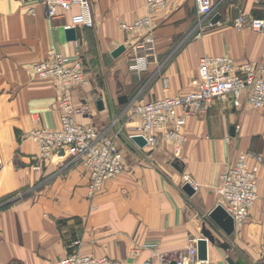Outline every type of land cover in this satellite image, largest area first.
<instances>
[{
  "label": "crops",
  "instance_id": "1",
  "mask_svg": "<svg viewBox=\"0 0 264 264\" xmlns=\"http://www.w3.org/2000/svg\"><path fill=\"white\" fill-rule=\"evenodd\" d=\"M145 2L91 0V25L76 28V40L67 41L65 27L77 8L51 16L41 0H0V264H59L75 252L120 264H162L166 256L171 264L172 255L201 238L203 219L218 205L219 177L241 153L262 157L259 198L242 225L230 236L220 234L227 251L208 245L207 262L228 264L230 257L264 264V108L213 101L207 114L188 119L178 152L163 138L151 149L135 147L125 139L126 124L118 141L124 171L106 180L92 199L80 164L66 156L43 161L28 138L32 130L59 127V92L30 71L51 49L80 57L92 83L70 94L82 111L76 121L100 129L124 125L123 111L131 102L189 92L202 56L264 61V31L233 27L241 13L264 19V0H212L219 18L211 26L200 22L193 0H167L151 15ZM147 15L154 27L151 43L146 30L120 26ZM118 46L124 51L114 58ZM138 58L140 69L134 72L130 66ZM122 95L125 104L117 101ZM98 100L103 110L97 109ZM175 160L181 173L171 165ZM183 176L198 186L192 196L182 190Z\"/></svg>",
  "mask_w": 264,
  "mask_h": 264
},
{
  "label": "built area",
  "instance_id": "2",
  "mask_svg": "<svg viewBox=\"0 0 264 264\" xmlns=\"http://www.w3.org/2000/svg\"><path fill=\"white\" fill-rule=\"evenodd\" d=\"M32 1V0H27ZM49 15L56 16L58 10L64 12L77 8L78 12L71 17L70 25L65 27L76 29L91 25V0H41ZM200 22L212 25L214 6L212 0H193ZM148 12L151 14L164 9L167 0H146ZM150 15L135 20L133 23L120 24L127 31L144 29L145 41L152 42L149 37L153 27ZM236 30L246 27L255 32L264 31V19L247 17L241 13L233 22ZM77 56V55H76ZM153 58L154 57H150ZM140 58L130 66L132 71H139ZM31 73L42 80H50L59 92L57 111L59 127L56 130L35 129L28 133V138L39 148L41 160H49L53 156L68 157L78 163L87 172L89 182L87 197L92 199L102 190L106 180L113 179L123 173L125 154L119 147V139L123 135L126 124H130L125 139L139 149L154 148L159 139H167L174 143L175 151L186 141L184 128L188 119L207 114L213 101L230 102L234 108L243 106L260 110L264 108V61H236L227 55L202 56L198 59L195 77L191 80V90L183 95L167 96L149 102H131L123 111L125 124L116 128L100 129L93 124H82L76 121L81 114L80 108L74 106L71 92L85 89L92 83L79 56L70 59L64 54L51 49L47 58L34 63ZM117 119L115 120V123ZM133 137H142L146 145L138 147ZM228 140V138H227ZM60 151L63 152L60 155ZM250 159L256 161L250 165ZM261 155L241 153L235 162L219 177L215 193L218 205L228 213L234 227L242 225L247 219L250 209L257 202L258 166ZM3 163L0 156V171ZM186 183L188 177L183 176ZM194 192L198 186L191 183ZM80 241H74L78 247ZM175 264H197L196 245H191L183 252L172 255ZM163 258V256H162ZM59 264H120L107 257L83 256L78 252L66 255ZM148 264V263H146ZM162 264H169L164 257Z\"/></svg>",
  "mask_w": 264,
  "mask_h": 264
},
{
  "label": "water",
  "instance_id": "3",
  "mask_svg": "<svg viewBox=\"0 0 264 264\" xmlns=\"http://www.w3.org/2000/svg\"><path fill=\"white\" fill-rule=\"evenodd\" d=\"M219 15H214L212 18V23L217 22ZM65 38L67 41H75L76 40V31L73 28H68L64 31ZM124 51L123 46H118L113 52L112 56L114 58L118 57ZM118 103L125 104L127 103V97L122 95L117 98ZM96 107L98 110H103V103L101 100L96 102ZM229 134L231 136L234 135V127H230ZM133 142L140 148H143L146 145L145 140L142 137H133ZM63 152L60 151V154ZM172 167H174L178 172H182L181 164L178 160H175L171 163ZM182 190L188 196H192L194 194L193 188L190 184L186 183L183 185ZM235 230L234 222L232 218L228 215V213L222 208V206L217 205L214 209H212L207 216L203 219L200 233L201 238L196 241V249H197V260L200 264H209L208 260V245H216L218 248L223 251H227L229 249V245L224 241L220 240V234L224 236H230ZM228 264H245L241 258L233 261L230 257L226 259ZM171 264H175L174 262Z\"/></svg>",
  "mask_w": 264,
  "mask_h": 264
}]
</instances>
